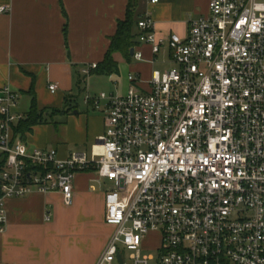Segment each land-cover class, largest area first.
Wrapping results in <instances>:
<instances>
[{
	"label": "built area",
	"instance_id": "obj_1",
	"mask_svg": "<svg viewBox=\"0 0 264 264\" xmlns=\"http://www.w3.org/2000/svg\"><path fill=\"white\" fill-rule=\"evenodd\" d=\"M138 29L176 67L154 71L147 93L129 74L125 94L93 98L107 116L90 153L31 149L14 136L18 93L0 90V232L6 200L60 192L70 206L76 174L95 170L113 183L96 264H264V0H210L184 38L159 36L149 14Z\"/></svg>",
	"mask_w": 264,
	"mask_h": 264
},
{
	"label": "crops",
	"instance_id": "obj_2",
	"mask_svg": "<svg viewBox=\"0 0 264 264\" xmlns=\"http://www.w3.org/2000/svg\"><path fill=\"white\" fill-rule=\"evenodd\" d=\"M209 1L160 0L151 5L149 0H140L138 14L154 19L159 36L184 38L191 22L208 13ZM128 4L129 0H0V6L10 8L0 15V90L10 86L18 93L16 113L25 119L33 94L39 111H60L48 114L51 122L57 116L64 118L59 129L48 122L27 132L25 140L20 135L17 139L31 149L56 150L62 160L77 151L89 153L88 148L92 149L106 128L107 113L104 106L95 108V93H106L103 90L110 85L109 94H125L129 74L139 77L135 85L147 93L153 72L160 71L155 66L173 64L167 47L155 56L150 46L138 41L135 49L143 53V61L116 55V73L101 75L96 69L84 73L93 64L104 62ZM51 84H58L57 93L49 91ZM83 93L82 109L78 95ZM66 104L73 108L68 114L61 112ZM106 183L95 170L77 173L70 206L60 192L6 200L0 264H96L111 236L105 222Z\"/></svg>",
	"mask_w": 264,
	"mask_h": 264
},
{
	"label": "trees",
	"instance_id": "obj_3",
	"mask_svg": "<svg viewBox=\"0 0 264 264\" xmlns=\"http://www.w3.org/2000/svg\"><path fill=\"white\" fill-rule=\"evenodd\" d=\"M140 0H129L126 17L124 20H120L117 26L116 34L111 38V44L109 50L106 54L103 63L97 66L95 72L101 75H111L118 71V62L115 59L116 55H121L125 60L130 61V52L135 49L138 45V21L143 15L138 14ZM69 99V97L67 98ZM73 108L71 104H66V107L61 111L64 114L72 112ZM60 111L53 110L49 111H39L37 105V99L35 94L32 96V107L27 118L14 128V136L20 135L22 140H25V134L27 132H32L33 128L37 125L47 124V116L51 113L53 116L55 113ZM6 165V156L2 155L0 157V174L3 172Z\"/></svg>",
	"mask_w": 264,
	"mask_h": 264
},
{
	"label": "rangeland",
	"instance_id": "obj_4",
	"mask_svg": "<svg viewBox=\"0 0 264 264\" xmlns=\"http://www.w3.org/2000/svg\"><path fill=\"white\" fill-rule=\"evenodd\" d=\"M139 9H140V4H139V8H138V11H139ZM133 64H136V62L134 61V63ZM176 67V65L174 64H172V65H167V66H163V65H160V64H157L156 66H155V70H160V71H164V70H171V69H173V68H175ZM106 81V80H105ZM106 84H108V82L106 81ZM110 85L107 87V88H105L103 91H106V93H108L109 91H110ZM102 92V90H99L98 92H96L95 94L96 95H98V96H100V93ZM84 94V95H83ZM81 96H79L78 95V97H79V104H80V107H84V99L86 98V93H83ZM109 94V93H108ZM97 96V97H98ZM83 107H82V109H83ZM47 118V120H48V122L50 123L49 124V126H53V127H55V126H58V127H56L57 129H59L60 128V126H63L64 125V118L63 117H59V116H57L56 118H54V120H53V122H51V120L49 119V117L47 116L46 117ZM55 124H57V125H55ZM90 149H91V147H89L88 148V151H89V153L91 152L90 151ZM85 150H87V149H85ZM105 182H107L106 184H105V186H104V188H103V191L104 192H109L110 191V189L113 187V183L112 182H110V181H108V180H105ZM108 226V225H107ZM108 227H110V226H108ZM111 228V227H110ZM110 230V229H109ZM112 231H113V229L111 228V234H112ZM109 232V231H108ZM108 232H105V236H107V233ZM156 254V253H154V252H148V254ZM128 255H129V253H124V256L126 257V259H127V257H128Z\"/></svg>",
	"mask_w": 264,
	"mask_h": 264
},
{
	"label": "water",
	"instance_id": "obj_5",
	"mask_svg": "<svg viewBox=\"0 0 264 264\" xmlns=\"http://www.w3.org/2000/svg\"><path fill=\"white\" fill-rule=\"evenodd\" d=\"M134 53H135V50L132 49L131 52H130L131 57H134Z\"/></svg>",
	"mask_w": 264,
	"mask_h": 264
}]
</instances>
